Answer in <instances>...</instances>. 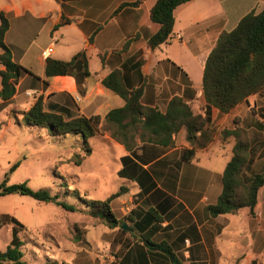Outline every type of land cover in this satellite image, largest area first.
<instances>
[{
  "label": "crops",
  "instance_id": "1",
  "mask_svg": "<svg viewBox=\"0 0 264 264\" xmlns=\"http://www.w3.org/2000/svg\"><path fill=\"white\" fill-rule=\"evenodd\" d=\"M157 1L0 0V13L10 24L5 42L14 62L29 71L0 111V125L11 124L12 113L23 115L40 96L47 109H63L72 117L101 118L102 132L90 142L99 136L110 152L109 161L116 162L113 175L124 190L111 209L130 228L114 229L117 255L113 264H177L174 259L179 264H264V186L257 193L253 213L244 208L213 217L209 212L222 193V176L235 146L233 138L223 141L221 135L232 131L236 121L250 142V173L264 167V90L228 113L202 101L206 60L219 36L233 31L248 14L261 13L264 0L183 4L174 11L171 38L152 50L148 41L157 25L150 14ZM50 47L52 53L44 57ZM83 51L88 56L89 77L80 82L72 76L46 78L47 58L70 61ZM114 71L121 73L127 90H141L143 107L165 113L178 97L194 114L206 117L193 144L184 127L173 136L172 147L152 142L138 127L135 162L145 173L137 169L132 179L119 175L122 158L129 152L112 137L114 128L105 122L110 111L125 106L102 83ZM187 149L195 151L190 162L182 160ZM107 230L109 241L111 229ZM156 246L168 248L170 254Z\"/></svg>",
  "mask_w": 264,
  "mask_h": 264
},
{
  "label": "trees",
  "instance_id": "2",
  "mask_svg": "<svg viewBox=\"0 0 264 264\" xmlns=\"http://www.w3.org/2000/svg\"><path fill=\"white\" fill-rule=\"evenodd\" d=\"M192 0H158L150 14L151 21L157 25V31L149 39L148 45L152 50L158 49L168 42L175 24L174 11L179 6ZM64 23V22H63ZM9 20L0 13V111L15 96L16 86L20 78L29 71L13 60L11 49L5 42L9 30ZM47 79L56 76H72L78 82L90 76L88 56L85 51L75 55L70 61L47 58L45 62ZM103 85L125 101V106L110 111L105 122L114 128L112 137L118 139L126 148L129 155L122 158L123 169L119 175L125 178H136L137 169L145 173L137 165L134 149L135 133L140 127L147 132L149 139L164 147L174 146L173 136L181 128L186 129L187 140L193 144L197 134L206 124V117L193 113L191 107L176 97L169 103L165 113L154 108L141 105V90L129 91L125 88L119 71L112 72L103 81ZM48 85V81L45 82ZM264 90V10L259 14L250 13L245 16L231 32L222 33L213 50L209 54L203 75L202 101L222 113H228L251 95ZM57 110V109H56ZM26 126L47 130L55 139H65L68 136L80 137L85 150V156L92 154L90 139L101 134V118L72 117L63 109L55 111L47 109L43 97L36 99L32 107L23 113ZM1 130V129H0ZM223 141L228 138L235 140L233 156L228 162L222 176V193L213 206L209 207L211 216L236 214L247 208L254 212L257 204V193L264 186V167L259 173H250L249 149L250 142L246 130L238 121L232 131H223ZM195 157L194 149L183 151L182 160L190 162ZM78 158L76 165H81ZM20 166L16 162L5 174L0 185V198L10 195L27 196L37 202L53 204L68 212H78V207L60 199L58 194H52L49 189L32 190L27 183L9 185V175ZM124 188L112 194L104 201H86L80 198L87 213L109 229H121L123 221L119 220L111 209V203L123 194ZM12 225L13 239L6 250L0 252V264H26L23 260L24 242L19 233L25 229L16 218L3 216ZM170 254L163 246H156ZM174 261L179 264L177 260ZM57 264V263H55Z\"/></svg>",
  "mask_w": 264,
  "mask_h": 264
},
{
  "label": "rangeland",
  "instance_id": "3",
  "mask_svg": "<svg viewBox=\"0 0 264 264\" xmlns=\"http://www.w3.org/2000/svg\"><path fill=\"white\" fill-rule=\"evenodd\" d=\"M10 119L11 124L0 125V185L10 167L20 161L9 175V185L27 183L35 191L49 189L79 211L68 212L27 196L1 197L0 252L13 239L12 225L2 219L8 215L25 226L18 236L24 242L26 264H113L115 230H110L106 241L109 230L89 216L80 200L104 201L124 186L113 175L116 162L109 161L105 143L99 136L92 140L93 153L87 158L80 137L55 139L45 129L26 126L23 115L12 113ZM78 158L82 159L79 166Z\"/></svg>",
  "mask_w": 264,
  "mask_h": 264
},
{
  "label": "built area",
  "instance_id": "4",
  "mask_svg": "<svg viewBox=\"0 0 264 264\" xmlns=\"http://www.w3.org/2000/svg\"><path fill=\"white\" fill-rule=\"evenodd\" d=\"M52 51H53L52 47H50L49 49L43 52V56L48 57L52 53Z\"/></svg>",
  "mask_w": 264,
  "mask_h": 264
},
{
  "label": "water",
  "instance_id": "5",
  "mask_svg": "<svg viewBox=\"0 0 264 264\" xmlns=\"http://www.w3.org/2000/svg\"><path fill=\"white\" fill-rule=\"evenodd\" d=\"M122 229L126 230V231L130 230V228L128 227L127 223H125V222L122 224Z\"/></svg>",
  "mask_w": 264,
  "mask_h": 264
}]
</instances>
